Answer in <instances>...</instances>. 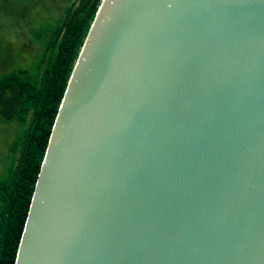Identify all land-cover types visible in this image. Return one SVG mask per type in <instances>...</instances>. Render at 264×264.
<instances>
[{
    "label": "water",
    "instance_id": "obj_1",
    "mask_svg": "<svg viewBox=\"0 0 264 264\" xmlns=\"http://www.w3.org/2000/svg\"><path fill=\"white\" fill-rule=\"evenodd\" d=\"M14 264H264V0H102Z\"/></svg>",
    "mask_w": 264,
    "mask_h": 264
},
{
    "label": "trees",
    "instance_id": "obj_2",
    "mask_svg": "<svg viewBox=\"0 0 264 264\" xmlns=\"http://www.w3.org/2000/svg\"><path fill=\"white\" fill-rule=\"evenodd\" d=\"M70 1V0H68ZM102 0H79L67 9L64 24L55 29L47 47L51 60L46 65L42 85L38 71L10 72L0 76L2 114L22 122L32 110L30 123L20 142V155L11 179H0V264H14L41 163L69 77ZM40 64H38L39 68ZM13 95L8 97V92ZM19 142H17L18 144Z\"/></svg>",
    "mask_w": 264,
    "mask_h": 264
},
{
    "label": "rangeland",
    "instance_id": "obj_3",
    "mask_svg": "<svg viewBox=\"0 0 264 264\" xmlns=\"http://www.w3.org/2000/svg\"><path fill=\"white\" fill-rule=\"evenodd\" d=\"M73 2L79 0H0V76L23 70L34 75L38 71L37 84L41 87L51 60V48L47 46L55 29L64 24ZM7 92L8 97L13 95ZM4 109L7 105L0 103V179H11L32 110L22 122L17 118L18 107L13 118L4 117Z\"/></svg>",
    "mask_w": 264,
    "mask_h": 264
}]
</instances>
